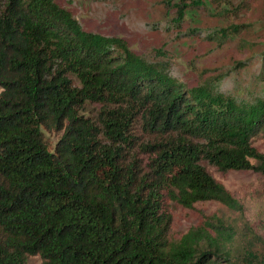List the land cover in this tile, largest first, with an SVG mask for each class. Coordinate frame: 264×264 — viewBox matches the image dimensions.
I'll return each instance as SVG.
<instances>
[{
  "label": "trees",
  "instance_id": "obj_1",
  "mask_svg": "<svg viewBox=\"0 0 264 264\" xmlns=\"http://www.w3.org/2000/svg\"><path fill=\"white\" fill-rule=\"evenodd\" d=\"M163 1L168 29L205 4ZM240 63L258 86L244 95L190 85L57 0H0V264H234L231 225L215 216L177 237L173 209L242 211L209 167L264 173V49Z\"/></svg>",
  "mask_w": 264,
  "mask_h": 264
},
{
  "label": "rangeland",
  "instance_id": "obj_2",
  "mask_svg": "<svg viewBox=\"0 0 264 264\" xmlns=\"http://www.w3.org/2000/svg\"><path fill=\"white\" fill-rule=\"evenodd\" d=\"M57 1L85 28L126 38L139 54L168 63L190 85L210 82L238 95L258 87L250 81L252 69H244L240 62L255 58L264 49V0H248L249 8L239 16L229 5L217 8L205 0L203 6L186 10L182 27L169 29L177 11L163 0ZM226 79L231 80L230 86L224 84ZM48 135L55 145L59 135ZM254 145L264 153V136L255 138ZM209 170L244 209L232 210L217 201L198 202L191 209L175 205L173 232L180 237L208 218L219 216L233 227L229 246L234 264H256L254 257H264V173ZM31 264H41L40 257H32Z\"/></svg>",
  "mask_w": 264,
  "mask_h": 264
}]
</instances>
